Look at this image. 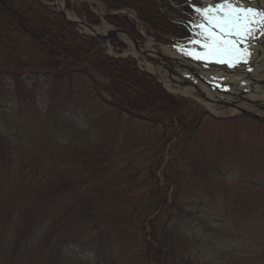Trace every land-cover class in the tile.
Wrapping results in <instances>:
<instances>
[{"label":"rangeland","instance_id":"1","mask_svg":"<svg viewBox=\"0 0 264 264\" xmlns=\"http://www.w3.org/2000/svg\"><path fill=\"white\" fill-rule=\"evenodd\" d=\"M110 1L65 3L80 19L78 10L88 4L100 32L122 29L103 17L108 12L127 15L139 32L134 35L139 52L122 32L111 34L106 44L97 38L103 56L135 68V79L124 90L137 106L122 113L112 104V94L122 88L111 85L104 73L90 70L95 87L90 77L72 73L55 90L54 71L40 64L39 49L0 25V137L6 147L0 174L7 166L2 186L9 187L7 198L14 201L33 169L76 177L78 193L63 195L57 215L74 205L73 217L93 215L97 223L90 222L92 228L74 224L75 231L62 242L61 264L63 259L64 264H148L143 242L152 233L167 244V264H264L256 259L264 248L262 108L231 114L227 104H217L215 113L197 94L176 91L183 85L176 82L182 65L163 47L169 34H184L171 21L186 10L183 0H124L138 3L139 10ZM119 7L125 9L112 10ZM165 20L168 34L159 37L155 29ZM13 71L20 72L22 88L11 80ZM160 185L168 187L166 192ZM19 197L26 200L29 194ZM82 197L97 205L81 215ZM161 199L172 205L160 209ZM44 213L41 207L36 214Z\"/></svg>","mask_w":264,"mask_h":264},{"label":"trees","instance_id":"2","mask_svg":"<svg viewBox=\"0 0 264 264\" xmlns=\"http://www.w3.org/2000/svg\"><path fill=\"white\" fill-rule=\"evenodd\" d=\"M110 2L120 4L127 1L112 0ZM131 2H127L124 6L139 7L138 3L133 5ZM81 10L90 23L97 22L88 6L84 5ZM107 19L115 26L127 29L134 34L131 23L125 19L113 17H107ZM0 25L28 37L31 44L39 49L43 59L40 64L48 68L47 72L52 69L55 73L52 75L55 90L63 86L65 82L67 83L72 73L90 77L92 86L95 87L97 83L93 79L94 75L90 73V70H95L104 73L111 85L118 84L122 88L119 95L112 94L114 98L112 104L118 113L134 109L132 106H135L137 101H133L130 92L124 90L128 87V80L135 79V68L131 65L132 63L121 65L120 61L103 56L98 39L78 33L57 11L45 7L38 0H0ZM123 69H125L124 72ZM19 73V71L10 73L11 80L18 89L23 87ZM122 73H127L125 74L127 76ZM179 128L185 131L183 126ZM5 149L0 137V162H5ZM6 167L5 172L0 174V264H61L62 242L75 231L74 224L78 222V226L82 224L92 228L88 224L97 223L93 215H82V212L87 213L86 210L89 213L97 202L92 199L86 201L87 197L85 199L82 197L83 208H79L78 211V213L81 211L82 216L71 215L74 205H70L69 210L66 209V212L58 216L56 208L58 211L64 208L63 195L72 194L75 197L78 193L76 177H67L56 170L47 174L42 172V169L35 172L33 166V175L30 174L31 171L25 174V179H22L18 188V196H14V201L9 200L7 198L10 192L9 187L4 190L2 187L5 183L3 180L8 178ZM165 181L170 183L166 179ZM158 189L166 192L168 187L160 185ZM24 191L28 192L29 198L20 201L19 195L24 194ZM166 201L167 199L160 200L158 204L160 209L166 210L172 205ZM41 207L45 209L43 216L36 214ZM157 216L149 221L151 228ZM37 225L40 227L38 231ZM9 229L12 234H9ZM143 246L146 249L142 258L144 257L148 264H167L166 242L160 241L152 233L151 237L143 242ZM259 251L256 259L264 260V248H260ZM64 263L65 259L62 264Z\"/></svg>","mask_w":264,"mask_h":264},{"label":"snow or ice","instance_id":"3","mask_svg":"<svg viewBox=\"0 0 264 264\" xmlns=\"http://www.w3.org/2000/svg\"><path fill=\"white\" fill-rule=\"evenodd\" d=\"M247 3L248 6H240ZM259 3V0H257ZM202 17V22L193 27L200 29L197 36L201 40L192 41L206 49L204 53H187L201 62L214 57L215 62L227 67H237L247 63L248 49L242 47L256 31L264 35V10L251 6V0H221L215 5L194 7Z\"/></svg>","mask_w":264,"mask_h":264},{"label":"bare ground","instance_id":"4","mask_svg":"<svg viewBox=\"0 0 264 264\" xmlns=\"http://www.w3.org/2000/svg\"><path fill=\"white\" fill-rule=\"evenodd\" d=\"M62 5L60 2H58ZM261 8H264V0H259L254 3ZM70 18H75V16L69 15ZM254 54L252 56L251 63L253 64V71L251 73H246L243 69L234 70L233 72H222V68H217L221 75L229 76V83L231 84V91L228 93H219V92H211L207 86L199 79V76H205V71L198 65H194L190 62H186V60L178 59L180 64L182 65L183 73H191L196 79V86L191 83H186V85H182L176 88L178 93L190 94L196 93L198 94V98L203 104V106L211 112L217 113V104H227L228 111L227 113L236 114L243 109H252V107H260L262 108V113L264 115V38H260V41L254 48ZM165 54L172 53L173 51L165 50L163 48ZM174 53V52H173ZM175 55V53H174ZM176 56V55H175ZM151 69V65L147 64ZM152 71V70H151ZM153 72V71H152ZM239 80H245L246 86H239ZM181 82V81H180ZM166 87H172L168 82H164ZM243 89H247L248 93H243ZM219 112V111H218ZM225 113V112H221Z\"/></svg>","mask_w":264,"mask_h":264},{"label":"water","instance_id":"5","mask_svg":"<svg viewBox=\"0 0 264 264\" xmlns=\"http://www.w3.org/2000/svg\"><path fill=\"white\" fill-rule=\"evenodd\" d=\"M66 7L64 6L63 7V9H59V12L61 13V15L64 17V19H66L70 24H72V25H76V24H81V25H84V26H86V27H88V28H90V26L88 25V24H86L85 22H83V21H76V20H71V19H69L68 17H67V15H66ZM91 30H92V32H93V34L94 35H96V36H98V37H100V38H103L104 40H107V38H109L108 37V35H110V34H117V33H120V32H122L121 30H111V31H109V32H107L105 35H102V34H100V33H98V32H96V31H94L92 28H90ZM124 32V31H123ZM126 35H128V37L135 43V41H134V39H133V37L132 36H130L128 33H125ZM132 37V38H131ZM244 113H245V115H248V116H252V117H255V118H259V117H257L256 115H254V114H251V113H248V112H246V111H244Z\"/></svg>","mask_w":264,"mask_h":264}]
</instances>
